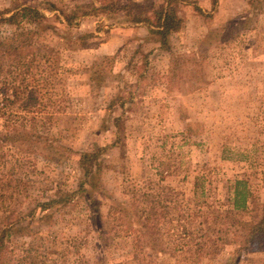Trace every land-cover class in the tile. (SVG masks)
Returning <instances> with one entry per match:
<instances>
[{"label":"rangeland","instance_id":"374dc122","mask_svg":"<svg viewBox=\"0 0 264 264\" xmlns=\"http://www.w3.org/2000/svg\"><path fill=\"white\" fill-rule=\"evenodd\" d=\"M90 1L100 0H0V11L29 6L45 15L0 26V51L16 46L23 29H44L20 60L0 56V133L27 130L58 147L0 151V225L11 213L70 196L83 180L82 155L107 148L90 176L101 216L80 198L27 223L47 263L227 264L241 240L219 242L201 258L136 254L131 238L115 237L110 214L130 203L128 191L157 196L163 187L190 207L198 179L215 209L230 206L237 181L250 191V207L264 206V0H120L141 2L149 13L164 5L178 12L182 29L169 38L174 59L147 25L123 13L68 26L64 13ZM252 217L259 218L240 212L237 219ZM217 231L213 239L223 235ZM260 243L236 264H264Z\"/></svg>","mask_w":264,"mask_h":264},{"label":"trees","instance_id":"16d2710c","mask_svg":"<svg viewBox=\"0 0 264 264\" xmlns=\"http://www.w3.org/2000/svg\"><path fill=\"white\" fill-rule=\"evenodd\" d=\"M143 7L141 2L129 5L122 4L120 0H100L99 3L90 1L76 5L75 15L64 13V20L68 26L74 27L75 24H79L80 18L123 13L131 17L130 21L133 24L147 25L153 34L158 36L161 48L170 52L174 59L169 38L182 29L183 22L178 12L168 5L155 9L151 13L140 10ZM50 9L55 10L54 7ZM43 18L45 15L39 9L29 6L21 7L11 13L0 11V26L21 25L25 22L39 23ZM40 31L44 29H23L16 46L0 51L1 58L5 59L8 56L7 53L15 56L17 60L23 58V54L33 45L34 37ZM1 72L0 69V76ZM3 100L6 101V98ZM120 120L122 117L116 119L117 122ZM23 144L31 150H35L36 147L50 152L58 149L49 137L41 134L33 135L27 130L0 133V151L7 145L20 148ZM59 148L67 150L63 145ZM106 151L107 148H97L92 153L82 155L80 168L84 171L83 180L70 196L37 203L25 212L20 211L16 216L11 213L6 217L10 218L13 215V220L0 225V264H49L46 261V255L41 253L32 241L38 236V232L27 223L32 220L44 221L57 206H66L72 201L85 198L95 217L101 216L99 201L94 197V194L98 192V184L92 182L90 176L95 172L91 165L96 164ZM201 181L203 179L197 180L195 196L190 200L194 207L184 206L177 197L174 198L176 192L168 187H163L157 196L149 192L138 194L136 190L128 191L131 194L130 203H117L111 208L110 215L115 237L131 238L136 254H144V251L152 250L175 257L179 252L190 251L194 252L197 258L211 256L212 249L219 247V242L238 244L241 240L236 252L227 261V264H236L250 245L264 243V206L250 207L252 195L244 186V182L237 181L230 206L227 209L223 207L215 209L207 200L204 184ZM240 212L251 213V215L256 213L259 218L252 217L251 221L239 220L237 218ZM223 219H232L235 225L222 228ZM216 230L223 235L213 239ZM230 235L234 241H231ZM22 240H30V242L20 245Z\"/></svg>","mask_w":264,"mask_h":264}]
</instances>
